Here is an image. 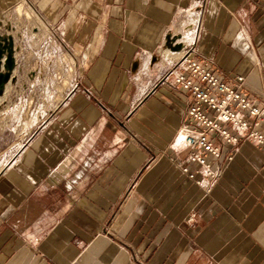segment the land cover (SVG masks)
<instances>
[{
	"label": "crops",
	"instance_id": "0c3cea01",
	"mask_svg": "<svg viewBox=\"0 0 264 264\" xmlns=\"http://www.w3.org/2000/svg\"><path fill=\"white\" fill-rule=\"evenodd\" d=\"M21 1L0 0L15 60L25 46L41 55ZM52 9L47 27L78 49L79 81L2 152L0 264H264V146L241 132L236 143L215 139L207 175L177 134L188 93L159 80L188 54L230 82L243 76L264 105V0H54Z\"/></svg>",
	"mask_w": 264,
	"mask_h": 264
},
{
	"label": "rangeland",
	"instance_id": "374dc122",
	"mask_svg": "<svg viewBox=\"0 0 264 264\" xmlns=\"http://www.w3.org/2000/svg\"><path fill=\"white\" fill-rule=\"evenodd\" d=\"M22 0L16 9L19 20L30 27L35 20L40 27L41 55H35L32 48H25L18 58L6 49L12 39L0 35V165L7 159L2 152L10 144L31 133L42 119L54 111L62 102L70 87L77 84L80 67L79 51L75 45H64L61 31L56 27L48 29L46 21L54 15V0ZM38 14V15H37ZM37 15V16H36ZM53 38L52 44L45 40ZM23 40L31 39V30L23 34ZM9 58V61L8 59ZM7 152V150H5ZM4 160V161H3Z\"/></svg>",
	"mask_w": 264,
	"mask_h": 264
},
{
	"label": "built area",
	"instance_id": "2783aa9c",
	"mask_svg": "<svg viewBox=\"0 0 264 264\" xmlns=\"http://www.w3.org/2000/svg\"><path fill=\"white\" fill-rule=\"evenodd\" d=\"M159 77L189 95L190 104L177 134L194 151L192 158L205 166L207 175L213 176L205 157H218L221 151L215 139L224 144L236 143V132H241L246 139L264 146V133L255 127L264 105L255 104L244 92L243 76L230 82L207 61L185 54ZM183 172L195 178L186 167Z\"/></svg>",
	"mask_w": 264,
	"mask_h": 264
},
{
	"label": "water",
	"instance_id": "95a60500",
	"mask_svg": "<svg viewBox=\"0 0 264 264\" xmlns=\"http://www.w3.org/2000/svg\"><path fill=\"white\" fill-rule=\"evenodd\" d=\"M10 46V45H9ZM7 51H9L10 50V48L8 47L7 49H6ZM3 55V53L1 52V47H0V57ZM8 59V61H9V58H7ZM0 77H2L3 79H6L7 78V75H0Z\"/></svg>",
	"mask_w": 264,
	"mask_h": 264
},
{
	"label": "bare ground",
	"instance_id": "6f19581e",
	"mask_svg": "<svg viewBox=\"0 0 264 264\" xmlns=\"http://www.w3.org/2000/svg\"><path fill=\"white\" fill-rule=\"evenodd\" d=\"M19 12V11H18Z\"/></svg>",
	"mask_w": 264,
	"mask_h": 264
}]
</instances>
